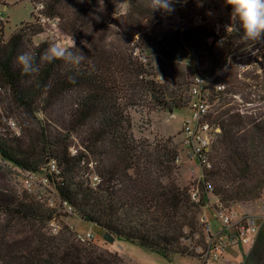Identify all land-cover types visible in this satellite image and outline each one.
I'll use <instances>...</instances> for the list:
<instances>
[{"label":"trees","instance_id":"1","mask_svg":"<svg viewBox=\"0 0 264 264\" xmlns=\"http://www.w3.org/2000/svg\"><path fill=\"white\" fill-rule=\"evenodd\" d=\"M99 1H37L43 7L41 14L57 19L58 28L73 41L66 48L86 56L78 66L63 60L40 63V55L55 41L33 43L32 37L44 31L35 14L33 21L20 22L8 38H4L8 20H0V86L8 90L13 105L38 124L35 146L22 132L13 130L10 117L0 106V155L25 174H44L59 206H66L115 239L165 257L180 254L185 230L197 228L195 215L187 214L189 205L202 204L206 193L232 205L246 204L264 192V85L248 69L261 66L262 61L251 57L253 42L243 39L242 32H229L227 40L219 44L207 25L187 21L164 28L155 11L151 12L149 0H129L124 14L129 43L112 41L107 33L90 27L88 15ZM220 1L232 12L226 0ZM70 2H78L77 7L71 8ZM149 48L166 61H185L192 79L213 78L226 85L222 91L211 88L208 94L207 100L213 103L209 119L220 132L208 155L211 167L201 164L199 203L192 202L189 189L178 187L174 179L167 184L160 181L163 172L173 169L169 163L174 151L151 149L131 132L120 96L124 89L143 88L161 110L182 109L189 101L177 81L167 78L160 82L152 66L133 53ZM23 51L35 55L40 65L37 73L21 72L16 57ZM241 65L248 67L243 70ZM243 77L249 81L239 79ZM234 100L243 108L256 105L249 108L254 111L243 115L220 108ZM51 162L55 171L48 168ZM0 212L33 227L56 215L55 209L35 199L19 198L6 188H0ZM67 231L71 230L67 227ZM61 238L45 248L29 246L27 258L33 264H122L116 253L99 251L95 243L87 241L88 247H81L64 235ZM39 240L42 244L43 235Z\"/></svg>","mask_w":264,"mask_h":264},{"label":"rangeland","instance_id":"2","mask_svg":"<svg viewBox=\"0 0 264 264\" xmlns=\"http://www.w3.org/2000/svg\"><path fill=\"white\" fill-rule=\"evenodd\" d=\"M37 1L0 0V16L2 17L0 20H8V24L4 28V38H8L20 22L33 21L32 13L37 17H41L43 7L37 4ZM68 5L74 9L77 7L78 2H70ZM128 7L129 0H100L88 15L90 27L98 30L97 32L107 33L112 41L119 40L125 44L129 43L127 25L124 18ZM155 14L161 25L166 29L190 21L194 26L207 25L218 38L219 36L225 38L224 41L227 40L226 34L229 33L227 27L234 25L238 27V22L232 19V12L220 0H186V2L185 0H178L175 5V11L172 14L166 15L158 10L155 11ZM97 16H99V20L95 19ZM39 21H41L44 31L32 37L33 43L37 44L42 40L50 39L62 44L64 47L73 44L69 36L58 28L57 19H52L51 21L41 19ZM212 39L213 37L210 38V40ZM253 45L254 47L250 48V50H254L251 53V57L253 56L260 62L262 60V64L261 66L258 64L255 66L251 65L248 69H253V72L259 75L261 84L264 85V68L262 67L264 65V41L261 43L256 42ZM132 46L133 44L130 43L129 47ZM133 53L136 55L140 54L141 60L152 66V72L155 73L156 79H159L160 82H165L167 78L177 81L181 85L182 96L189 101L187 106L182 109L173 111L161 110L155 108L152 98L143 88L124 89L120 96L122 103L124 102L125 104V111L131 123V132L135 139L141 141L140 143L145 146L147 144L151 145V149H161L162 151L172 149L174 151V160L169 163V165L173 166V169L171 172H163L160 177V181L163 184H167L171 179H174L178 187L188 188L190 194L192 188H198L201 191V166L197 162L193 148L189 147L186 142L184 130V122L192 115L191 104L195 100V96L192 93L194 80L192 79V70L185 61L164 60L158 51L153 48L142 50V53L134 50ZM239 57L243 58L244 56L239 55ZM247 67L241 65L243 70ZM239 79H244V77ZM188 80L192 84L186 85L185 82ZM243 81L247 83L249 80L246 78ZM221 83L226 88L225 83L222 81ZM173 89L175 88L173 87ZM0 106L5 109L6 114L10 117L9 124L13 130L16 133L22 132L29 142L37 146L38 124L36 119L29 117L16 108L9 97L8 90L1 86ZM253 106L256 105H248L247 108H243L240 101L234 100L223 104L220 108L222 110L229 108L231 111H237L245 115L254 111L249 109ZM213 111H215V107H213ZM207 120H210L209 117H207ZM213 124L217 125L215 122ZM167 173L169 174L166 175ZM43 176V174L37 173L34 179L29 178L23 171L5 161L0 155V188L10 190L19 198L35 199L43 203L44 206H49L56 210V215L51 221L48 223L37 222L38 227H33L26 221L0 212V264H33L32 258H27L29 256L28 247L40 245L45 248L48 242L58 244L62 240V235L66 236L69 242L77 246L88 247L86 242L90 241L99 246V251L105 250L111 254L116 253L122 264H184V257L178 253H171L168 257H165L159 253L142 249L129 241L115 239L95 224L86 222L71 213L66 206H59V199L55 195L53 187L44 180ZM262 195H264V192ZM200 197L198 200H194L192 197L191 200L194 203H199ZM51 198L55 199L53 205L50 204L49 199ZM212 199L213 197L206 193L202 199V204L189 205L188 207L187 214L195 215L197 221L196 230L198 231H200L201 219L203 218L210 220L214 230L220 227L219 221L213 218ZM261 203L262 200L255 199L246 204L233 203L231 206L237 211H249L256 214L258 212L257 208ZM67 227L71 230L69 231L70 233L67 231ZM259 229L254 237V240L258 238V244L256 246L252 244L253 247L247 245L244 248L249 247L246 252L248 256H251L255 251V253L261 255V258H264V234L258 236ZM88 232L92 234L91 239L81 240L77 237L78 234H87ZM39 235H43L44 241L42 244L39 243ZM238 254L232 257L236 264L241 260Z\"/></svg>","mask_w":264,"mask_h":264},{"label":"built area","instance_id":"3","mask_svg":"<svg viewBox=\"0 0 264 264\" xmlns=\"http://www.w3.org/2000/svg\"><path fill=\"white\" fill-rule=\"evenodd\" d=\"M41 19L46 20L47 18L41 14L39 20ZM219 38L222 39L220 36ZM253 52L254 50L251 49V53ZM262 67L264 68V65ZM211 88L214 91H222L224 84L214 82L213 78H194L192 93L195 96V100L191 104L193 111L189 119L184 122L186 142L189 147L193 148L198 164L200 166L202 164L206 168L211 167L208 155L212 142L220 132L218 125L207 120L213 105L207 100L208 94L213 91ZM262 103H264V99ZM11 123L14 124L13 121ZM48 168L55 171V163L51 162ZM26 175L34 179L37 173H28ZM43 177L48 182L45 175ZM190 192L194 200L199 199L200 191L198 188H192ZM263 197L264 195H261L258 198L259 201L262 200V203L258 206L259 210L257 208L258 212L256 214L249 211H237L231 205H224L218 197H213V218L219 221L220 227L214 230L210 220L203 218L201 219L200 231L194 230L191 232L188 229L185 230L186 235L181 239L184 252L180 253V256L185 259L184 264H236L232 257L237 255L243 247L252 245L258 228L264 223ZM49 200L50 204L53 205L54 199ZM91 236L90 232L77 235L81 240L91 239Z\"/></svg>","mask_w":264,"mask_h":264},{"label":"clouds","instance_id":"4","mask_svg":"<svg viewBox=\"0 0 264 264\" xmlns=\"http://www.w3.org/2000/svg\"><path fill=\"white\" fill-rule=\"evenodd\" d=\"M178 0H149L151 12L160 11L170 15L175 11ZM186 2V0H185ZM232 8V19L238 22V27L228 26L229 32L235 30L242 32L243 39L253 42L264 40V0H226ZM99 20V16L95 17ZM222 38L218 43L224 41ZM79 50V49H78ZM85 55L79 50V54L67 49L60 43H50L40 55V63H51L54 60H63L73 65H79ZM16 64L21 72L26 75L37 73L40 65L36 62L35 55L30 51H23L16 57Z\"/></svg>","mask_w":264,"mask_h":264},{"label":"flooded vegetation","instance_id":"5","mask_svg":"<svg viewBox=\"0 0 264 264\" xmlns=\"http://www.w3.org/2000/svg\"><path fill=\"white\" fill-rule=\"evenodd\" d=\"M262 234H264V223L260 226L259 232H258V236H261ZM261 239V238H259ZM258 238L254 240V242L252 243L253 246L255 244V246L258 244ZM252 246V245H251ZM250 246V247H251ZM252 246V247H253ZM249 247H246V249L243 247L240 250V253L238 254V256L241 257V260L237 262V264H264V258H261L260 254L254 253L251 256L247 255V250Z\"/></svg>","mask_w":264,"mask_h":264},{"label":"water","instance_id":"6","mask_svg":"<svg viewBox=\"0 0 264 264\" xmlns=\"http://www.w3.org/2000/svg\"><path fill=\"white\" fill-rule=\"evenodd\" d=\"M141 248L149 251V249L147 247L141 246Z\"/></svg>","mask_w":264,"mask_h":264}]
</instances>
